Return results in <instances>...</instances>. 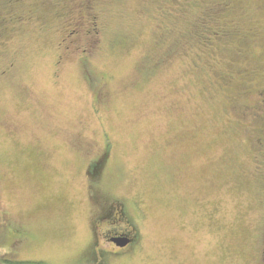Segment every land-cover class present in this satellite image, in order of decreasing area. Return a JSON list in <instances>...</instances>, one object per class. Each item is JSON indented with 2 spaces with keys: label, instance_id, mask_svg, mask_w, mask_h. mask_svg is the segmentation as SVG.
I'll use <instances>...</instances> for the list:
<instances>
[{
  "label": "rangeland",
  "instance_id": "obj_1",
  "mask_svg": "<svg viewBox=\"0 0 264 264\" xmlns=\"http://www.w3.org/2000/svg\"><path fill=\"white\" fill-rule=\"evenodd\" d=\"M2 259L264 264V0H0Z\"/></svg>",
  "mask_w": 264,
  "mask_h": 264
},
{
  "label": "flooded vegetation",
  "instance_id": "obj_2",
  "mask_svg": "<svg viewBox=\"0 0 264 264\" xmlns=\"http://www.w3.org/2000/svg\"><path fill=\"white\" fill-rule=\"evenodd\" d=\"M105 240L108 241L109 243L114 242L115 244H113L114 246L116 245L115 248H124L128 245L132 244V237H129L126 234L123 233H117L115 235L112 236H106Z\"/></svg>",
  "mask_w": 264,
  "mask_h": 264
},
{
  "label": "trees",
  "instance_id": "obj_3",
  "mask_svg": "<svg viewBox=\"0 0 264 264\" xmlns=\"http://www.w3.org/2000/svg\"><path fill=\"white\" fill-rule=\"evenodd\" d=\"M1 264H43L41 262H32V261H12V260H6L2 259L0 260Z\"/></svg>",
  "mask_w": 264,
  "mask_h": 264
}]
</instances>
